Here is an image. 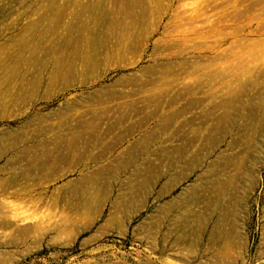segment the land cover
Segmentation results:
<instances>
[{"label": "rangeland", "instance_id": "374dc122", "mask_svg": "<svg viewBox=\"0 0 264 264\" xmlns=\"http://www.w3.org/2000/svg\"><path fill=\"white\" fill-rule=\"evenodd\" d=\"M0 264H264V0H0Z\"/></svg>", "mask_w": 264, "mask_h": 264}, {"label": "bare ground", "instance_id": "6f19581e", "mask_svg": "<svg viewBox=\"0 0 264 264\" xmlns=\"http://www.w3.org/2000/svg\"><path fill=\"white\" fill-rule=\"evenodd\" d=\"M37 227H40V226H37ZM28 228H30V226H28ZM32 228V227H31ZM34 228H36L35 226H34Z\"/></svg>", "mask_w": 264, "mask_h": 264}]
</instances>
